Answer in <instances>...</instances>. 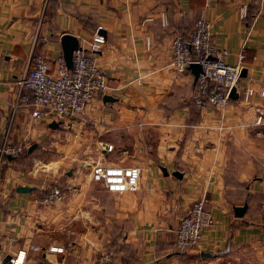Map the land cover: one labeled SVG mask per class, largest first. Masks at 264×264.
Instances as JSON below:
<instances>
[{"label": "crops", "instance_id": "0c3cea01", "mask_svg": "<svg viewBox=\"0 0 264 264\" xmlns=\"http://www.w3.org/2000/svg\"><path fill=\"white\" fill-rule=\"evenodd\" d=\"M241 5L244 18L238 15ZM159 11L166 13V25L159 22ZM197 16L209 20L211 38L227 51L228 63L244 49L237 87H252L248 102L232 98L223 109L191 103L192 75L188 68L182 73L171 68L170 37L188 32ZM96 25L105 43L95 61L115 99L94 98L80 118L66 122L33 119L26 107L16 110L8 141L36 148L0 163V264L20 248L25 249L22 264H90L101 250L111 253L110 264H264L258 214L264 128L256 136L251 125L255 108L264 117V93H258L264 87V0H0V144L8 101L31 55L52 63L61 54V33L78 42ZM61 128H74L81 146L100 141L103 152H124L122 158L103 160L138 165L140 190L105 191L100 197L87 188L88 175L65 168L53 181L63 197L41 203L52 183L44 185L34 172L25 179L29 171L22 169L41 149L69 146L68 132ZM18 185L30 189L17 190ZM200 198L213 224L194 246L176 250L178 217ZM50 245L62 250H46Z\"/></svg>", "mask_w": 264, "mask_h": 264}, {"label": "built area", "instance_id": "2783aa9c", "mask_svg": "<svg viewBox=\"0 0 264 264\" xmlns=\"http://www.w3.org/2000/svg\"><path fill=\"white\" fill-rule=\"evenodd\" d=\"M238 15L245 17V5L238 9ZM159 22L167 24L164 11L158 13ZM145 20L151 19L146 16ZM96 25L88 39H81L71 50V65L67 67L62 54L56 55L50 63L43 55H31L23 73L16 80V90L8 101L9 113L7 125L0 144V163L4 154L17 155L26 144L24 142L10 143L7 138L10 123L16 110L26 107L30 117L41 119L52 117L60 122L81 117L83 109L94 98L100 99L108 92L104 72L95 61V53L105 43V37ZM226 50L216 45L211 38L210 22L203 16L193 19L188 32L175 31L170 37L169 64L173 71L182 73L191 62L200 66L191 91V103L198 109L213 106L223 109L232 99L229 95L233 87L237 97L243 103L248 102L253 89L250 86L238 89L237 79L245 58L244 49L236 53L235 62L225 60ZM264 70V62L262 64ZM263 95L264 87L258 91ZM253 134L258 136L264 128L263 113L255 108L252 120ZM102 149L105 145L99 141ZM89 180L99 183L108 192L138 191L141 188V168L136 164L95 160L89 165ZM63 191L58 183L48 185L40 198L43 204L60 200ZM260 222L264 225V195L258 204ZM213 216L203 199L191 201L188 207L179 215L173 229L172 244L176 250H187L194 246L200 238L201 231L213 224ZM31 249H38L29 244ZM48 251H61V246H47ZM25 249L16 250L1 264H22ZM111 253L105 250L97 252L90 264H110Z\"/></svg>", "mask_w": 264, "mask_h": 264}, {"label": "rangeland", "instance_id": "374dc122", "mask_svg": "<svg viewBox=\"0 0 264 264\" xmlns=\"http://www.w3.org/2000/svg\"><path fill=\"white\" fill-rule=\"evenodd\" d=\"M74 121L75 119H72V122ZM86 126L91 127V125ZM66 131L68 132V139L65 140L69 142V146L61 148L59 146L53 145L51 147H48L47 149H41L40 151L35 152L32 157L30 156V158L25 160L26 162L22 170L29 171L24 174L27 177H24L25 179L30 178L29 175L34 172L36 174L38 173V177L40 179L42 178L44 185L54 183L53 181H57L54 179L55 175L59 171H65V168L68 170V173L70 172V170L78 169V172H83L84 176L87 177L89 165L91 164V162L95 160L104 161V158L106 160H116V158H122L124 155V152L112 150V148L108 149L107 152H103V150L99 148L101 147L99 144L97 146L89 147L81 146L80 144L76 143L75 129H66ZM56 137H59L62 140V133L58 131V134L56 133ZM84 160H87V164L82 166L80 163ZM16 163L18 164V162ZM87 188L92 193H97L98 195H100V197H102L105 193V190L100 187L99 183L92 182L89 179L87 180ZM112 201L113 200H111V202ZM236 264L250 263L248 261H244L242 263L238 260Z\"/></svg>", "mask_w": 264, "mask_h": 264}, {"label": "water", "instance_id": "95a60500", "mask_svg": "<svg viewBox=\"0 0 264 264\" xmlns=\"http://www.w3.org/2000/svg\"><path fill=\"white\" fill-rule=\"evenodd\" d=\"M59 42H60V48H61V54L62 57L65 61V64L67 67H70L71 65V50L76 46L77 44V38L70 34V33H61L59 36ZM187 68L190 70V73L192 75V79L193 81L195 80L198 71L200 70V66L198 63L196 62H191L188 64ZM242 69L240 72V75L242 74ZM229 95L231 98H236L237 94L234 91V88L232 87L229 91ZM115 97L111 96L110 94H103L101 96V100L105 101V100H114ZM35 145V143H30L29 145H27L26 150H30L33 146ZM9 157V156H8ZM171 174L173 175H179L177 171H172ZM100 187L102 188V186L100 185ZM17 190H28L30 189L29 186L27 185H18L15 187Z\"/></svg>", "mask_w": 264, "mask_h": 264}, {"label": "trees", "instance_id": "16d2710c", "mask_svg": "<svg viewBox=\"0 0 264 264\" xmlns=\"http://www.w3.org/2000/svg\"><path fill=\"white\" fill-rule=\"evenodd\" d=\"M35 146H33L30 150H26V147L22 150V151H20L18 154H21V153H24V154H31L34 150H35ZM17 154V155H18ZM8 155L9 154H4L3 155V157H2V159H8V158H13L14 156H17V155H9V157H8Z\"/></svg>", "mask_w": 264, "mask_h": 264}]
</instances>
